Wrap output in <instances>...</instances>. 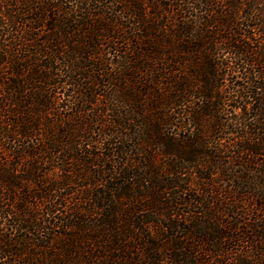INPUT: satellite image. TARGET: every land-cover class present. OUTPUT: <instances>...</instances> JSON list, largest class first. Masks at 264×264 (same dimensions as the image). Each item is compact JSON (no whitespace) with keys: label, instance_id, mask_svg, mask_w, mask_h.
I'll return each instance as SVG.
<instances>
[{"label":"trees","instance_id":"1","mask_svg":"<svg viewBox=\"0 0 264 264\" xmlns=\"http://www.w3.org/2000/svg\"><path fill=\"white\" fill-rule=\"evenodd\" d=\"M261 199L264 0H0V264H264Z\"/></svg>","mask_w":264,"mask_h":264},{"label":"rangeland","instance_id":"2","mask_svg":"<svg viewBox=\"0 0 264 264\" xmlns=\"http://www.w3.org/2000/svg\"><path fill=\"white\" fill-rule=\"evenodd\" d=\"M190 175H191V172H189V170H185L184 171V178H190L191 177ZM191 182H193V181L191 180ZM189 186L187 188H189ZM224 186L229 189V183L226 186V181L224 182ZM191 189H192V191L189 192V194H187L186 197L189 196L190 198H192V196H195L197 198H201L202 200H208V199H210L212 197L211 195L208 194L210 192V189H212V186H210V185L209 186L208 185L198 186V185L195 184L194 186H191ZM251 190L258 191V188L256 187L255 189H251ZM259 190H260V188H259ZM263 202H264V199H261V204L262 205H263ZM210 205H213L214 207L219 206V204L216 205L215 203H210ZM181 206H183V208L185 210H187L189 208V207H187V205H181ZM259 212H262V211L259 210ZM259 212H257V215L255 216V217H258V219H255V217L252 216L251 219H250V221H248L247 219H244L243 220V217L244 216L241 215V214H239V213L235 214L234 217H232V218L234 219L235 224L238 223L237 221H240L241 220L243 222H242V224L240 226H250L251 228L250 227H247V230L248 231H251V233H254V234H249V235H252L254 239L255 238H260V235L262 234V231H264V228L261 225L262 223H264V221H263L264 220V218H263L264 217V214L262 212V214L259 215ZM229 215H231V213H229L228 216ZM235 218H237V219H235ZM161 222H163V220ZM150 229L154 233V231L156 230V226H153V228L151 226ZM252 243H253L252 248L255 249L254 254H256L258 248L260 246L263 247V245H261L260 242H258V241H254ZM247 244L250 245V242L247 243ZM259 244H260V246H259ZM243 245H246V244H243ZM163 264H165V263H163ZM166 264H170V263H166Z\"/></svg>","mask_w":264,"mask_h":264}]
</instances>
